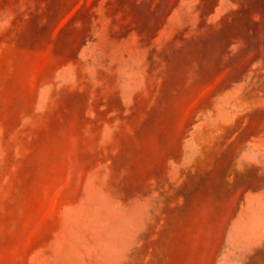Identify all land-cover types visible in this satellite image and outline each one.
<instances>
[{"label":"rangeland","instance_id":"rangeland-1","mask_svg":"<svg viewBox=\"0 0 264 264\" xmlns=\"http://www.w3.org/2000/svg\"><path fill=\"white\" fill-rule=\"evenodd\" d=\"M0 264H264V0H0Z\"/></svg>","mask_w":264,"mask_h":264}]
</instances>
